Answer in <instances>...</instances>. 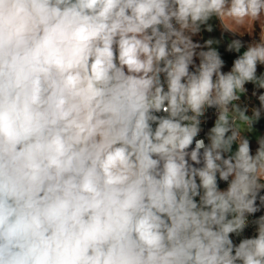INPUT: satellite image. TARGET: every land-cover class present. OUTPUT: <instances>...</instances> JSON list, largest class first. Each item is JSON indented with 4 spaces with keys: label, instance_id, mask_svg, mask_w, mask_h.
<instances>
[{
    "label": "clouds",
    "instance_id": "1",
    "mask_svg": "<svg viewBox=\"0 0 264 264\" xmlns=\"http://www.w3.org/2000/svg\"><path fill=\"white\" fill-rule=\"evenodd\" d=\"M0 264H264V0H0Z\"/></svg>",
    "mask_w": 264,
    "mask_h": 264
},
{
    "label": "trees",
    "instance_id": "2",
    "mask_svg": "<svg viewBox=\"0 0 264 264\" xmlns=\"http://www.w3.org/2000/svg\"><path fill=\"white\" fill-rule=\"evenodd\" d=\"M216 35H219L218 33H216Z\"/></svg>",
    "mask_w": 264,
    "mask_h": 264
},
{
    "label": "rangeland",
    "instance_id": "3",
    "mask_svg": "<svg viewBox=\"0 0 264 264\" xmlns=\"http://www.w3.org/2000/svg\"><path fill=\"white\" fill-rule=\"evenodd\" d=\"M219 34V33H218Z\"/></svg>",
    "mask_w": 264,
    "mask_h": 264
}]
</instances>
